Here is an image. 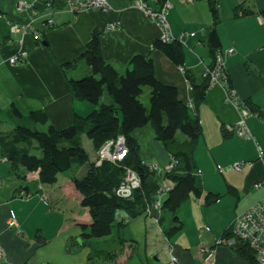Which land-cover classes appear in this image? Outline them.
I'll return each mask as SVG.
<instances>
[{
    "label": "crops",
    "instance_id": "crops-1",
    "mask_svg": "<svg viewBox=\"0 0 264 264\" xmlns=\"http://www.w3.org/2000/svg\"><path fill=\"white\" fill-rule=\"evenodd\" d=\"M20 1L33 3L36 14L31 16L27 12H18L16 5ZM146 1L154 10L162 6L159 0ZM193 1V4H186L183 0H165L171 6L167 21L172 36L189 35L183 38L185 59L183 67L178 68L162 53L152 49V44L161 38V30L134 9L128 0H109L110 9L106 12L77 14L69 12L64 0H0V112L13 103L24 104L29 109H41L46 113L49 124L56 129L68 127L75 113L79 116L89 114L94 107L73 99L59 65L77 59L94 31L99 33L103 59L119 74L124 73L132 56H149L154 63L156 79L176 87L179 100L188 104L192 100V91L181 70L188 71L194 83L199 85L203 83L206 67L212 63L206 41L212 15L207 0ZM223 1L220 0V22L216 27L219 51L224 53L227 49H234L232 55L225 56L224 66L231 87L242 101L248 102L255 110V115L246 121L253 139L246 141L225 131L226 127L236 125L238 112L225 102L223 87H210L199 107L202 135L194 151V162L204 194L199 199L189 197L176 213L182 222V229L191 232L173 244V237L167 239L162 226L158 225V219L162 216L163 226H171L170 214H140L131 218L126 212L118 211L116 222L124 227L110 238H116L117 242L122 240L124 244L121 246L122 254L118 255L114 264H170L169 249L178 264H249L238 256L236 250L216 247L215 242L229 231L236 216L264 198V17L255 13L264 10V0H228L227 5ZM45 3H50L51 7L46 9ZM242 3L255 14L234 17V8ZM49 17L53 19L54 26L41 30V40L47 46L35 45L31 36L26 37L22 50L27 53V59L21 64L10 65L8 60L18 52L19 47L16 37L9 33V21L19 24L30 22L40 29L41 23ZM113 24H117L118 29L106 30L107 26ZM89 74L88 67H82L78 76L75 71L71 73L73 79ZM132 136L138 143L143 164L164 169L171 157L164 146L155 140L151 127L147 125L135 130ZM90 161H94V157ZM0 164L8 163L0 161ZM235 164L245 166L241 171H235L232 169ZM87 170L86 165L73 167L71 174L57 187L63 198L74 199L80 206V197L74 191L70 178H82ZM12 175L15 179H9L11 181L7 179L3 183V179H0V248L5 256L2 262L92 264L88 262L91 247L83 246L80 240V225L89 222L87 210L79 209L80 215H72V222H68L67 215L62 212L61 227L42 226L38 221H33L36 213L58 216L59 202L52 198L51 192L56 191L53 186L59 184V179L49 189L45 186L41 189L37 180L34 181V174L27 175L25 182ZM160 178L147 181L152 196L166 181ZM257 183L261 187L255 188ZM24 186L28 187L29 199L18 198ZM208 193L220 197L214 203L206 204ZM11 215L16 221V229L7 227ZM35 227L38 229L34 237H39L41 242L34 241L35 238L30 236V229ZM191 237L192 240L189 239ZM87 243L93 245L91 241ZM140 245L143 259L138 258ZM92 248L105 250L95 246Z\"/></svg>",
    "mask_w": 264,
    "mask_h": 264
},
{
    "label": "trees",
    "instance_id": "trees-1",
    "mask_svg": "<svg viewBox=\"0 0 264 264\" xmlns=\"http://www.w3.org/2000/svg\"><path fill=\"white\" fill-rule=\"evenodd\" d=\"M159 2L163 5L165 0ZM207 3L212 15V25L206 35L212 57V63L208 66L210 67L220 48L216 32L220 22V0H207ZM255 13L264 17V10ZM255 13L245 7V3L234 8V17H249ZM33 41L38 46L43 42L41 39ZM152 49L162 53L174 66L183 67L185 52L178 40L170 43L157 40L152 44ZM80 63L86 64L90 74L73 79L71 73ZM59 69L67 81L73 99L91 104L93 110L86 116L75 113L68 127L56 129L49 124L43 110L28 108L26 114H23L16 104H11L9 116L13 115L20 121H29L32 127L15 124L11 131L0 134V157L6 159L13 174L22 182L26 181L27 175L37 174L39 188L55 185L58 175L70 171L74 166H88L82 178H70L74 191L80 197V206L87 210L89 217L87 224L80 225V240L83 246L91 247L88 262L103 259L114 264L124 241H118L120 246L117 252L97 250L87 242L110 237L123 229L124 225L117 223L115 219L118 211H124L134 218L144 214L146 204L154 200L147 181L159 177L141 161L138 143L132 136L135 130L149 125L155 140L160 142L169 156L176 161L172 171L161 175L172 187L162 202L160 213L170 214L172 225L164 227L163 217L158 219L166 238H171L183 228L182 222L176 216L177 210L189 197L199 199L204 194L194 162V151L202 135L198 111L206 91L210 88L208 79L204 78L203 83L197 85L188 71H183L192 91L193 107L190 108L179 100L176 87L156 79L154 63L149 56H132L124 73L119 74L103 59L99 33L96 31L91 34L82 54L73 61L60 64ZM145 88L149 90L148 106H144L140 100ZM105 92L111 98L109 104L101 102ZM244 103L252 113L255 111L248 102ZM36 124L49 125L47 131L43 132L38 130ZM119 136L125 139L128 153L122 162L116 165L108 162L96 165L95 161H90L81 144L82 137H86L93 151L98 152L106 142ZM36 151L40 152V157L33 154ZM126 169L133 170L141 181V189L136 190L129 200L115 195ZM27 190L28 187L24 186L20 192L29 194ZM219 197L208 193L205 202L212 204ZM36 239L40 241L39 237ZM236 252L240 258L254 264L250 250L243 248Z\"/></svg>",
    "mask_w": 264,
    "mask_h": 264
},
{
    "label": "built area",
    "instance_id": "built-area-1",
    "mask_svg": "<svg viewBox=\"0 0 264 264\" xmlns=\"http://www.w3.org/2000/svg\"><path fill=\"white\" fill-rule=\"evenodd\" d=\"M131 6L140 11L145 17L153 24H155L161 30L160 40L164 43H170L173 40L183 41L184 37L189 35L183 34L179 37H173L170 32V27L167 21V12L171 8L170 4L165 2L158 10H154L149 7L146 0H128ZM186 4H193V0H183ZM70 13H89V12H106L110 9L109 0H64ZM44 7L49 9L50 3H45ZM36 6L33 3L20 1L16 5L18 12H29L32 16L35 15ZM9 33L11 36L16 37V45L19 47L18 52L9 58L10 65H17L23 63L27 59V53L22 50L24 39L31 36L33 40H39L41 30L44 28L52 27L54 22L52 18H47L41 23L40 30L33 26L32 23H15L9 21ZM118 29L117 24L109 25L106 30ZM190 36H194L191 34ZM234 53V49H227L224 53L217 51L213 64L210 67H206L203 78L208 79L209 87L221 86L225 89V102L232 105L238 112L239 120L235 126L226 127L227 133H233L238 138L249 141L253 139L246 121L250 116L255 115L247 107V105L239 98L235 90L231 87L229 77L225 70L224 58ZM183 72V70H181ZM190 108L193 107L192 102L188 103ZM258 153L262 156V152L257 147ZM128 153L126 141L123 137L119 136L114 140L106 142L98 151L97 165L102 162H108L112 165H116L125 158ZM1 162H6L5 158H0ZM176 165V161L171 158L169 163L164 169H158L155 166L148 167L151 171H154L157 176L165 172H170ZM245 164H235L232 169L235 171H241ZM32 180V179H29ZM1 185V182H0ZM141 185L140 178L131 169H126L124 177L120 185L115 190V195L121 199H130L133 192ZM172 186L162 185L156 194L153 195L152 202L146 204L144 214L151 216L152 213H159L161 210L164 196ZM255 188L261 187V184L257 183ZM31 195L25 192H19L18 198L28 199ZM8 229H16L17 224L14 216L11 215L7 223ZM215 246H226L234 250H240L246 248L251 251L253 255L254 264H264V198L254 203L246 212L236 216L229 231L215 242ZM202 248V252H204ZM170 264H177V258L169 252ZM4 260L3 251L0 248V262Z\"/></svg>",
    "mask_w": 264,
    "mask_h": 264
},
{
    "label": "rangeland",
    "instance_id": "rangeland-1",
    "mask_svg": "<svg viewBox=\"0 0 264 264\" xmlns=\"http://www.w3.org/2000/svg\"><path fill=\"white\" fill-rule=\"evenodd\" d=\"M227 3H228V0H224L223 1V4L224 5H227ZM140 12V11H139ZM29 13V12H28ZM31 16H32V14L31 13H29ZM36 14V13H35ZM71 14H75V13H71ZM77 14V13H76ZM145 16V15H144ZM147 19V18H146ZM148 20V19H147ZM149 21V20H148ZM54 22V21H53ZM150 22V21H149ZM153 24V23H152ZM155 25V24H154ZM53 26H54V24H53ZM52 26V27H53ZM49 28H51V27H49ZM44 29H48V28H44ZM40 30V29H39ZM43 30V29H42ZM41 35H42V31H41ZM41 35H40V38L39 39H42L41 38ZM182 45L184 44V42L182 41V42H180ZM82 67H87L86 66V64H84V63H80V64H78V66L75 68V73H76V76H78V75H80L81 74V72H82ZM72 76V75H71ZM70 76V77H71ZM187 85H188V82H187ZM189 86V85H188ZM190 88V87H189ZM148 98H149V90H148V88H145L144 90H143V95L141 96V98H140V100H141V102L144 104V106H148ZM101 102L102 103H108V102H111V98L107 95V93L105 92L104 94H103V97H102V99H101ZM16 104V107L21 111V113H23V114H26V112L28 111V107H25L26 105H24V104H21V103H15ZM10 107H11V105H10ZM10 107L7 109V110H2L1 112H0V122H3L4 124H2V125H0V134H2V133H7V132H9V131H11L12 129H13V127H14V125L15 124H22V125H24V126H28V127H32V123L31 122H27L26 120H22V121H20L19 119H17L16 117H14L13 115V117L12 116H9V110H10ZM32 108H34V107H32ZM37 125V128H38V130H40V131H43V132H46L47 131V128H48V125L49 124H47V125H39V124H36ZM146 141H147V139H146ZM81 144H82V146H83V148L85 149V151L88 153V155H89V157H90V160H92L93 159V157H94V161H95V163H97V159H98V152H95V151H93V149H92V146H91V144H90V142H89V140L86 138V137H82V139H81ZM35 156H37V157H40L41 155H40V152L39 151H36V152H34L33 153ZM96 159V160H95ZM97 165V164H96ZM10 166H9V164H5V165H3V164H0V179H3L2 180V182L3 183H5V181H7V179L9 180V179H15L14 178V176L12 175L13 173L11 172V169L9 168ZM162 170V169H161ZM73 171V168L70 170V171H68V172H65V173H62V174H59L58 175V179H59V184H57V186H53V187H55L56 188V191H54V190H52V192L51 193H53V197L52 198H56L57 199V201L59 202V206L57 207L58 209H60V210H58L57 212H56V214L58 215V216H53V215H51V216H47L46 215V213H36L34 216H36V217H34L33 218V221L34 220H36V221H38V223L40 224V225H42V226H45V227H48V228H51V226L53 227L54 225H56V228L57 227H61V226H63V216H62V212L64 213V214H66L67 215V219H68V222H72L71 221V219H72V215H80L79 214V209H81L82 207H80L79 205H78V203L76 202V200H74V199H71V198H63V195H62V193L59 191H57V187H58V185H62V181H63V179H66L65 177H68L67 175H70L71 174V172ZM11 172V173H10ZM11 174V176H9ZM34 175H36L37 176V174H34ZM33 175V176H34ZM36 176H34L35 178H34V181L35 180H37V177ZM33 180V179H32ZM9 181H11V180H9ZM164 184H166V186L167 185H169V186H172V184L171 183H169L167 180L165 181V183ZM163 184V185H164ZM50 188V186H46V189H49ZM41 189H43L42 188V186H41ZM47 193H49V192H47ZM30 198V197H29ZM28 198V199H29ZM44 199V198H43ZM44 201H45V199H44ZM188 201V200H187ZM187 201H185L184 203H186ZM183 203V204H184ZM63 209V211H61ZM160 213V212H159ZM55 218H56V220H55ZM40 228V227H39ZM190 228V227H189ZM38 228L37 227H35L34 229H30V236H33V238H35L34 239V241H37V239H36V237H34V234H35V232H36V230H37ZM191 231L190 230H185V229H181L179 232H177V233H175L172 237V239H171V243H173V244H176V243H178L181 239H182V237H184L187 233H190ZM112 235H114V237H115V234L113 233ZM188 236V235H187ZM110 237H112V236H110ZM110 237H107V238H103V239H92V240H90L92 243H93V245L91 244V246H95V247H97V248H102V249H105V250H108L109 252H117L118 251V249H119V243L117 242V239L116 238H114V240H111V238ZM186 239V238H185ZM190 240H192V237L191 238H189ZM218 240V239H217ZM32 241V240H31ZM33 242V241H32ZM38 242V241H37ZM40 242H41V240H40ZM184 242H185V240L184 241H182V244H184ZM173 244H171V245H173ZM217 247H226V246H217ZM226 248H228V249H231V248H229V247H226ZM87 250H88V248H87ZM122 250H123V248H122ZM122 250L119 252V256L122 254ZM85 251H86V249H85ZM169 252H171V249H169ZM138 258L139 259H143V254H142V245H140L139 246V248H138ZM119 256L117 257V258H119ZM5 256H4V254H3V258H4ZM135 257V256H134ZM136 259V258H135ZM205 259V258H204ZM111 264V263H109V262H105V261H103V259H95L93 262H92V264ZM204 263H205V261H204ZM0 264H4V262H1Z\"/></svg>",
    "mask_w": 264,
    "mask_h": 264
},
{
    "label": "bare ground",
    "instance_id": "bare-ground-1",
    "mask_svg": "<svg viewBox=\"0 0 264 264\" xmlns=\"http://www.w3.org/2000/svg\"><path fill=\"white\" fill-rule=\"evenodd\" d=\"M95 160H96V159H95ZM138 189H141V185H140L139 188H137L136 190H138ZM136 190H135V191H136ZM135 191H134V192H135ZM134 192H133V193H134ZM132 196H133V195H132ZM131 198H132V197H131ZM131 198H130V199H131ZM124 200H129V199H124ZM158 225H159V224H158ZM171 253H172V252H171ZM172 255H173V254H172ZM173 256H174V255H173ZM177 264H178V260H177Z\"/></svg>",
    "mask_w": 264,
    "mask_h": 264
},
{
    "label": "water",
    "instance_id": "water-1",
    "mask_svg": "<svg viewBox=\"0 0 264 264\" xmlns=\"http://www.w3.org/2000/svg\"><path fill=\"white\" fill-rule=\"evenodd\" d=\"M42 45H43V46H47V44H46L45 42H42Z\"/></svg>",
    "mask_w": 264,
    "mask_h": 264
}]
</instances>
